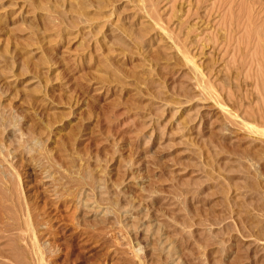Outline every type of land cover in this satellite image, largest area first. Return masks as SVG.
<instances>
[{
    "label": "rangeland",
    "instance_id": "rangeland-1",
    "mask_svg": "<svg viewBox=\"0 0 264 264\" xmlns=\"http://www.w3.org/2000/svg\"><path fill=\"white\" fill-rule=\"evenodd\" d=\"M51 262L264 264V0H0V264Z\"/></svg>",
    "mask_w": 264,
    "mask_h": 264
},
{
    "label": "bare ground",
    "instance_id": "bare-ground-1",
    "mask_svg": "<svg viewBox=\"0 0 264 264\" xmlns=\"http://www.w3.org/2000/svg\"><path fill=\"white\" fill-rule=\"evenodd\" d=\"M64 171H65V170H64ZM72 174H73V173H72ZM74 179H75V178H74ZM78 182H79V181H78ZM87 192H88V191H87ZM79 202H80V201H79ZM7 220H8V219H7ZM48 223H49V222H48ZM14 224H15V223H14ZM46 227H47V225H46ZM48 227H49V226H48ZM23 229H24V228H23ZM29 230H30V229H29ZM40 230H41V228H40ZM40 230H39V231H40ZM42 232H43V231H42ZM45 232H46V231H45ZM40 234H41V233H40ZM48 235H49V234H48ZM50 235H51V234H50ZM46 236H47V235H46ZM28 237H29V236H28ZM30 237H31V236H30ZM42 238H43V237H42ZM42 238H41V239H42ZM50 239H51V238H50ZM46 240H47V239H46ZM46 240H45V242H46ZM48 240H49V239H48ZM28 241H29V240H28ZM39 242H40V241H39ZM51 242H52V241H51ZM47 243L49 244V241H47L45 244L47 245ZM29 244H30V243H29ZM51 244H52V243H51ZM50 247H51V245H49V248H50ZM44 248H45V247H44ZM45 249H46V248H45ZM50 249H51V248H50ZM31 250H32V249H31ZM46 251H48V250H46ZM45 255H46V254H45ZM49 255H50V254H49ZM45 258H46V257H45ZM45 258H44V259H45ZM50 258H51V257H50ZM51 260H52V259H51ZM51 263H52V262H51ZM51 263H50V264H51ZM41 264H42V263H41ZM52 264H53V263H52Z\"/></svg>",
    "mask_w": 264,
    "mask_h": 264
}]
</instances>
